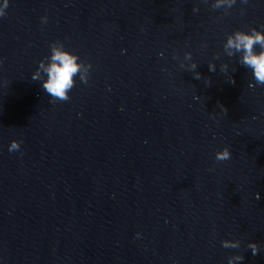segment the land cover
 <instances>
[{"label":"clouds","instance_id":"clouds-1","mask_svg":"<svg viewBox=\"0 0 264 264\" xmlns=\"http://www.w3.org/2000/svg\"><path fill=\"white\" fill-rule=\"evenodd\" d=\"M236 2L237 0H214L211 7L213 10L222 8L227 13ZM241 3L247 4L248 0H241ZM7 8L8 0H3V4H0V17L6 15ZM198 11V8H193V12ZM47 20V16L41 17L42 23H47ZM257 47L259 51H257ZM49 48L50 55L39 61L38 68L31 78L33 81H36L41 80L43 77V90L51 97L53 103L68 101L70 99L69 93L76 85V78L79 77L81 82L87 83L92 65L82 60L77 53L68 50L60 40L53 41L49 45ZM223 51L228 57H233L239 53V63L251 69L255 85L250 84L249 87H255L256 85L264 86V31L257 30L255 27L248 31L235 30L227 34L226 41L223 44ZM219 57L220 53H216L214 58L219 59ZM184 59L192 61V54L186 52ZM181 67H186L193 71L194 79L200 80L202 78L201 73L196 71L198 67L197 63L191 62L187 65L182 63ZM220 67L221 71H224L228 68V65L222 64ZM208 68L210 72H215L216 64L209 63ZM231 82L234 83L233 80ZM20 146L19 141L12 140L9 145V152L18 151ZM231 155L229 148L224 147L215 153L214 158L217 162H225L231 159ZM221 244L225 249H238L240 247V241L235 239H224L221 241ZM247 247L253 255L258 254L259 247L257 243L249 242ZM243 259L244 256L242 255H231L228 257V264H237V262H241Z\"/></svg>","mask_w":264,"mask_h":264}]
</instances>
